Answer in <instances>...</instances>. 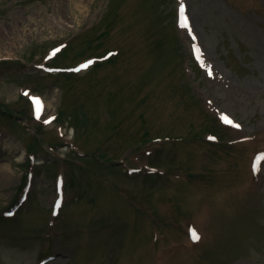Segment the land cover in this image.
I'll return each instance as SVG.
<instances>
[{
	"label": "rangeland",
	"instance_id": "374dc122",
	"mask_svg": "<svg viewBox=\"0 0 264 264\" xmlns=\"http://www.w3.org/2000/svg\"><path fill=\"white\" fill-rule=\"evenodd\" d=\"M183 5L191 31L181 0H0V264H264V0ZM112 51L79 75L37 68ZM10 116L45 126L31 136ZM209 132L255 141L208 149ZM158 138L186 142L144 155ZM65 162L68 204L49 226Z\"/></svg>",
	"mask_w": 264,
	"mask_h": 264
},
{
	"label": "snow or ice",
	"instance_id": "6c2138e0",
	"mask_svg": "<svg viewBox=\"0 0 264 264\" xmlns=\"http://www.w3.org/2000/svg\"><path fill=\"white\" fill-rule=\"evenodd\" d=\"M181 16H182V20H181V27H184V28H188L189 31H191V26L189 24V21H188V17L187 15L184 13V5H183V0H181ZM193 39H195V37L193 36ZM56 51H59V49H57ZM196 52L198 54L199 57H202L203 56V53L201 52L200 48L197 46L196 47ZM93 63V61H89L88 63L86 64H83L80 66V68H86L89 66V64ZM80 68L76 69V71H79ZM209 74L211 75V69L209 68ZM33 100L34 102L40 106L42 108V101L40 100V98L38 97H33ZM226 123H229V124H234V121H232L227 115H224L222 117ZM235 127H240L239 124H235ZM192 238L194 240H199L200 239V236L199 234L196 232L195 229H192Z\"/></svg>",
	"mask_w": 264,
	"mask_h": 264
},
{
	"label": "bare ground",
	"instance_id": "6f19581e",
	"mask_svg": "<svg viewBox=\"0 0 264 264\" xmlns=\"http://www.w3.org/2000/svg\"><path fill=\"white\" fill-rule=\"evenodd\" d=\"M0 55H1V53H0ZM24 157V155H22V157L21 158H23ZM145 226V225H144ZM145 229H146V226H145Z\"/></svg>",
	"mask_w": 264,
	"mask_h": 264
}]
</instances>
